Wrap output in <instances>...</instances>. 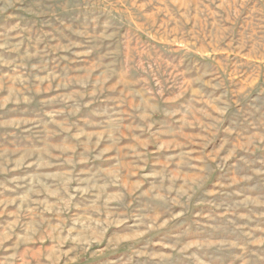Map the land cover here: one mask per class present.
Masks as SVG:
<instances>
[{"label":"rangeland","instance_id":"1","mask_svg":"<svg viewBox=\"0 0 264 264\" xmlns=\"http://www.w3.org/2000/svg\"><path fill=\"white\" fill-rule=\"evenodd\" d=\"M0 264H264V0H0Z\"/></svg>","mask_w":264,"mask_h":264}]
</instances>
